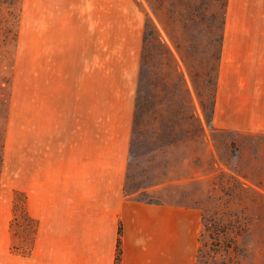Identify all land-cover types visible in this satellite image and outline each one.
<instances>
[{"label": "rangeland", "instance_id": "1", "mask_svg": "<svg viewBox=\"0 0 264 264\" xmlns=\"http://www.w3.org/2000/svg\"><path fill=\"white\" fill-rule=\"evenodd\" d=\"M58 1L64 11L98 3L0 0V261L4 251L25 252L36 228L27 217L26 195L16 189V167L27 159L32 126H51L68 109L72 78L43 75ZM99 5L102 59L107 39L115 53L102 65L109 71L85 78V118L91 116L87 100L96 105L97 91L100 109L93 116L102 118V131L108 117L128 120L132 106L124 194L196 207L201 228L195 264H264V202L259 210L238 203L235 162L227 156L235 137L209 122L225 0ZM113 18L130 23L132 32L128 26L114 31L108 26ZM129 47H137L132 63Z\"/></svg>", "mask_w": 264, "mask_h": 264}, {"label": "crops", "instance_id": "2", "mask_svg": "<svg viewBox=\"0 0 264 264\" xmlns=\"http://www.w3.org/2000/svg\"><path fill=\"white\" fill-rule=\"evenodd\" d=\"M55 7L43 75L72 78L68 109L51 126H32L27 159L16 167V189L26 195L27 217L36 228L28 249L15 255L4 251L0 264H195L201 228L196 207L124 194L132 106L128 120L108 117L102 131V118L93 116L100 109L97 91L96 105L87 100L91 116L85 118L90 87L85 78L109 71L102 65L115 53L107 39L102 59L99 0L83 10L64 11L59 1ZM108 26L133 28L114 18ZM128 56L130 63L137 60V47H129ZM209 122L234 135L227 156L235 162L238 203L259 210L264 202V0H225Z\"/></svg>", "mask_w": 264, "mask_h": 264}, {"label": "trees", "instance_id": "3", "mask_svg": "<svg viewBox=\"0 0 264 264\" xmlns=\"http://www.w3.org/2000/svg\"><path fill=\"white\" fill-rule=\"evenodd\" d=\"M118 251H119V248H118Z\"/></svg>", "mask_w": 264, "mask_h": 264}]
</instances>
